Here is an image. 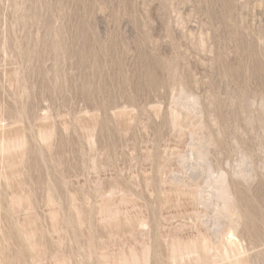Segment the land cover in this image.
<instances>
[{
    "label": "rangeland",
    "instance_id": "obj_1",
    "mask_svg": "<svg viewBox=\"0 0 264 264\" xmlns=\"http://www.w3.org/2000/svg\"><path fill=\"white\" fill-rule=\"evenodd\" d=\"M0 264H264V0H0Z\"/></svg>",
    "mask_w": 264,
    "mask_h": 264
}]
</instances>
